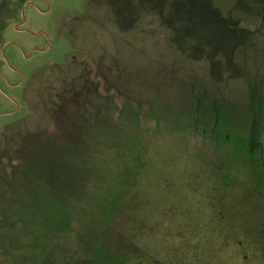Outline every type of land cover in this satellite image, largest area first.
I'll return each instance as SVG.
<instances>
[{
    "label": "rangeland",
    "instance_id": "rangeland-1",
    "mask_svg": "<svg viewBox=\"0 0 264 264\" xmlns=\"http://www.w3.org/2000/svg\"><path fill=\"white\" fill-rule=\"evenodd\" d=\"M0 264H264V0H0Z\"/></svg>",
    "mask_w": 264,
    "mask_h": 264
}]
</instances>
